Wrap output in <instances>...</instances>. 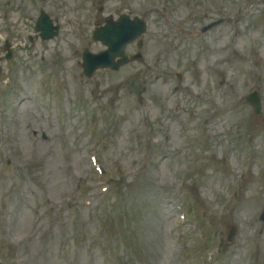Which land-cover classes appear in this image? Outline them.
Returning a JSON list of instances; mask_svg holds the SVG:
<instances>
[{"label": "rangeland", "instance_id": "1", "mask_svg": "<svg viewBox=\"0 0 264 264\" xmlns=\"http://www.w3.org/2000/svg\"><path fill=\"white\" fill-rule=\"evenodd\" d=\"M98 2L34 0L37 9L36 5L30 8L33 17L37 16L39 9L45 10L62 23V36L51 44L42 45L37 41L32 45L27 44L28 50L17 53L16 61L6 67L9 73L24 72L30 67L37 72L40 67L46 71L48 83L53 86L45 89L48 96L42 98L33 87H27L25 76L19 77L17 73L21 85L25 87L23 94L32 99V104L24 105L19 116L8 105L4 123L0 125V264H179L176 254L182 253L181 245L189 239L191 232L189 225L178 228L175 207L181 205L198 212L205 225L204 235L210 249L215 247L214 241L224 242L229 226H236L235 242L229 247L225 243L222 245L218 264H248L252 247L244 238L247 231L252 232L255 216L257 227L264 232V225L258 221L264 209V177L261 187L256 184L249 191V180L246 179L240 188L244 191L240 196L235 197L237 191L232 192L237 172H244L248 167L254 169L255 163L258 169L264 167V127L259 125L260 128L249 131L263 150L262 154L256 155L248 146L239 148L232 144L233 131L244 114L235 119L229 114L220 117L216 121V129L221 137L211 145L217 155L216 161L224 156L227 159L204 162L201 167L191 166L193 159L176 160L173 152L171 155L174 159H168L169 162L166 158L162 159L165 152L153 158L149 144L168 137L172 147H178L179 142H176L173 134L177 128L185 126L167 118L173 117L175 103L179 97L183 98L182 89L175 94L174 88L178 84L170 72L183 75L182 88L190 79L195 82L191 65L200 61L204 45L207 48L212 46L210 41L214 37L218 39L215 45L220 53H214L207 59L208 67L214 65L216 70L225 68L235 72L238 68L235 66L241 63L242 56L239 57L237 52L236 57L232 58V44L228 41L231 26L227 16L232 17V29L239 32L251 25V32L245 35L247 37L241 46L244 51L247 41L257 39L264 42L261 36L263 32L260 31L264 28V12L259 13L262 6L246 14L245 10L249 8L244 0H223V6L222 0H104L108 14H128L148 21L149 33L144 38L142 48L145 62L149 64L151 53L156 48L162 49L170 61L166 65L169 72L163 68L161 70L167 73L170 80L166 84L161 81L156 83H160L156 97L153 79L149 78L145 88L150 97H145L144 108L140 99L133 94L140 91L139 87L130 89L128 83L117 87L113 84L116 88L107 96L114 102V109H111V117L101 120L94 117L93 108L103 103L91 99L93 83L79 77L81 72L76 62L80 53L70 57V50L64 45L66 41L70 44L77 41L70 34L78 25L80 30L85 25H88L85 30L90 28ZM219 19L225 20L221 26L203 38L199 37L198 31L202 26ZM28 23L27 33L32 34L31 22ZM84 35L81 32L80 39ZM183 51H190L189 56L176 59ZM62 55L64 60L61 59ZM66 56L69 58L65 59ZM141 65L138 67L140 72L149 76L150 72H144ZM135 67L121 74L120 79L125 78V74L132 75ZM208 67L205 70L210 73ZM118 78H111V81L115 82ZM38 80L36 74L34 84ZM241 81L244 82L243 78ZM121 87L122 94L119 96ZM142 88L145 89L143 85ZM59 98L72 114L66 121L67 134L64 136L58 135L60 120L55 115L56 107L53 105ZM262 98L264 100V95ZM154 118H157L159 125ZM92 119L95 121V138L106 143L104 161L108 163L114 157L123 159V168L109 166L113 171L118 170L117 179L121 180L122 191L130 190L132 182L135 183L134 189L117 203L103 198V204L98 195L96 178L88 167L86 149L92 147ZM168 150L172 151L170 148ZM186 162L189 166L187 170L183 165ZM147 163L154 165L158 172L151 170ZM142 167L149 173L144 180H134ZM198 172L200 178L196 176ZM188 173L191 175L189 182L186 178ZM159 175L161 189L156 188ZM180 183L184 184L185 193L179 190ZM254 202L259 208L248 211L249 219L244 222L243 215L249 204ZM105 203L109 206L104 213ZM228 206L231 214L220 220L216 216L217 211ZM104 221L113 225L115 233L124 232L126 235L122 239H115L101 227ZM247 227H251V230L245 232ZM180 233V241L176 244L172 238L176 239L174 234ZM258 244L256 247L261 249L258 264H264V240Z\"/></svg>", "mask_w": 264, "mask_h": 264}]
</instances>
